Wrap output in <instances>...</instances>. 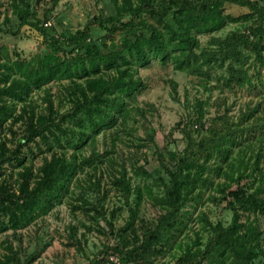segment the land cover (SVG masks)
Wrapping results in <instances>:
<instances>
[{"label": "rangeland", "instance_id": "obj_1", "mask_svg": "<svg viewBox=\"0 0 264 264\" xmlns=\"http://www.w3.org/2000/svg\"><path fill=\"white\" fill-rule=\"evenodd\" d=\"M24 1L36 11L46 33L21 24L10 0H0V65L12 67L9 71L0 66L1 74H9L6 81H0V89L18 76L16 62L40 69L70 61L72 73L34 86L24 99L0 96V105L7 109L0 126V141L9 148L8 156L16 148L19 150L17 157L0 163V183L6 181L14 189L20 165L31 166L36 175L43 158L49 156V147L38 138L37 142L18 145L26 124L20 120L12 126L14 133L8 131L12 114H23L29 105L36 113H47L48 95L59 116L69 112L73 98L70 80L76 78L80 82L93 73L85 59L88 51L96 53L99 72H104L101 56L121 48L124 38L147 36L148 24L160 29L166 41L172 30L181 32L171 13L164 19L147 13L125 14L120 21L108 24L111 29L106 31L94 19L114 16L113 0H58L56 4L52 0ZM250 1L259 9L251 11L224 3V26L213 31L192 30L195 56L183 69L174 67L177 50L162 59L146 44L147 60L139 59L134 50L125 54L128 64L117 59L121 68L129 65L134 69L133 78H139L140 85L132 91L127 92V87L116 91L122 109L111 107L113 117L108 122L101 120L95 128L85 119V126L70 117L62 122L63 131L57 130V137L50 139L52 147L61 146L82 157L75 175L60 199L29 222L13 226L10 214L0 209V259L17 254L22 261L34 256L29 264H138L112 248L127 245L129 250L149 241L150 264H210L207 259L194 260L214 240L215 233L204 218L213 225L228 226L234 214L230 201L237 210L238 222L253 223L252 230L245 232L237 245L239 254L255 253L251 264H264V214L241 209L229 194L242 189L247 195L264 199V66L248 47L252 30L259 26L264 30V0ZM152 5L160 8L162 0H153ZM28 20L34 21L32 17ZM86 26L89 38L67 46L65 39ZM52 39L58 42L57 47L49 44ZM77 56L85 59L86 70L74 73L72 59ZM111 70L109 73L115 74ZM236 76L249 82L239 85L234 80ZM219 146L223 150L216 149ZM183 157L205 164L203 179L207 178L208 183L197 181L200 192L196 193V189L187 197L174 228L160 229V242L156 245L149 238V231L164 213L170 173L178 169ZM199 165L190 166L192 173ZM123 174L131 187L127 199L125 183L117 182ZM83 198L88 205L83 204ZM131 210L132 226L140 240L129 236L125 242L120 238L124 235L121 228L129 220ZM154 245L158 252H153ZM220 251L214 248L211 254L217 257ZM188 252L191 258L186 257ZM223 260L228 264L231 256ZM238 263L242 264V260Z\"/></svg>", "mask_w": 264, "mask_h": 264}, {"label": "trees", "instance_id": "obj_2", "mask_svg": "<svg viewBox=\"0 0 264 264\" xmlns=\"http://www.w3.org/2000/svg\"><path fill=\"white\" fill-rule=\"evenodd\" d=\"M52 1L54 4L58 2V0ZM152 1L153 0H121L119 4V0H113L116 14L105 19H101V17L98 16L94 19V22L102 29L108 31L111 27L107 25L113 24L115 21H120V18L125 14L139 16L142 13H147L151 17L164 19V17L171 13L176 24L181 28L180 33L172 30V34L168 38L169 40L166 41L160 29L155 25L148 24L146 26L147 36L140 34L141 36H136L134 40L124 38L121 48L114 50L108 55L101 56L102 62L105 63L104 72H99L100 68L95 60L96 53L92 54L88 51L85 59L87 57L89 68L93 73L80 82H78L76 78L70 80V97L73 98L71 100L72 106L69 112L59 116L53 109L50 95H48L47 113H36L33 106L29 105L27 108L25 107V109H23V114H12L13 122L11 125L6 126L8 131L14 133L12 126L20 122V120L24 121V124H26L23 130V136L17 139L18 145L22 144V142L28 143L35 140L37 142L38 138L39 141L49 147V156L43 158V162L40 168H38V173L36 175H33L31 166L22 163L20 165L21 170L17 172V178L19 179L16 189L12 187V184H7L6 181L0 183V209L10 214V221L13 226L24 224L27 221L33 220L37 215L46 213L53 201H58L61 195L68 190L70 180L73 175H75L80 163V158L82 157L67 148L61 146L60 148L52 147V140L50 137H57V130L63 131L61 126L62 122L70 117L82 123V126H85L82 122V120L85 119L89 122L90 127L93 128L97 127L101 123V120L108 122L113 117V112L110 111L111 107L114 106L116 109H122L121 103L118 100L119 92L116 91L127 87L128 92L132 91L137 85H140L141 80H139V78H133L132 74L134 69L129 68V65H125V67L121 68V65L118 66L119 62H117V59L121 60L124 64H128V58L125 54L126 52L131 53V51L134 50L139 59L143 61L147 60L144 47L146 44L155 55L162 59H165L170 52L177 50V56L173 57L175 62L174 67L176 69H183L191 63V58L195 56L192 48L196 41L192 30L213 31L224 26L227 20V17L222 13L224 3L245 6L251 11L259 9L257 5L250 0H162L160 8H155L152 5ZM10 3L13 6L16 18L21 24H28L45 35L46 29L40 24V19L32 7L24 0H10ZM46 13L48 14L49 10L44 12V19L47 18ZM29 17H32L34 21H29ZM260 27L261 26L252 30L253 39L249 42L248 47L250 51L254 53L256 60L264 66V30ZM87 38H89L88 26L81 31H76L72 36L65 39V41L67 46H75L85 41ZM49 44H51L52 47H57L58 42L56 39H52ZM85 59L80 56L72 59V69H74V73L86 70ZM15 65L18 76L13 79L9 85L2 86L0 89V96L7 94L17 99H24L23 96L27 95L34 86H40L44 82L72 73L70 61H64L62 65L46 66L40 69L29 68L21 62H16ZM1 67H5L9 71L12 68L9 64H3ZM112 68L115 73L113 75L109 73ZM8 77V73L1 74L0 72V81H6ZM234 80L239 85H244L247 81L249 82V80L243 76H236ZM197 107L200 108V102L197 103ZM78 113H80L79 116H77ZM26 115L27 117L24 118ZM201 115L202 112L201 109H199V118ZM6 116V107L0 105V126ZM77 129L82 131L84 135L86 134L84 129L80 127ZM216 149L220 151L223 150L220 146ZM9 151L5 142L0 141V163L9 160L10 157H17L19 154L18 148L13 150L8 156L7 154ZM197 165L199 164L192 161L190 158L187 159L183 157L179 159L178 169L170 173V184L166 190V198L163 200L166 202L164 213L157 220L155 228L149 231V238H151L156 245L160 242L158 238L160 229L169 230L177 225L180 212L183 209L187 197L197 189V181H201L202 185L208 183L207 178L203 179V173L206 170L205 164L199 165L198 170L192 173L190 166ZM192 174L195 175L190 177ZM117 182L121 184L125 183L124 196L127 199L129 193H131L130 183L126 181L124 174L121 176L119 175ZM199 192L200 189H197L196 193ZM229 194L235 197L241 209L251 211L254 214H264L263 198L255 194L247 195L242 189L229 192ZM80 195L84 196L83 194ZM83 201L85 202L83 204H89L84 198ZM228 203L229 207L234 211L232 223L228 226H223L220 223L213 225L207 218H204L205 223L209 225L215 233L214 240L206 245L205 250L198 252L194 256V260L202 258L207 259L210 264H226V260H223V258L231 256V260L228 264H239V259L242 260V264H251V260L256 256L255 253H248L245 256L239 254L237 245L243 237V234L252 230L253 223L246 224L238 222V213L235 205L230 201ZM11 205H13L14 208H11ZM133 218L134 211L131 210L129 220L121 228L124 235L120 238L125 242H127L129 236L139 239L132 226ZM156 245L153 246V252L159 251ZM126 247L127 245L123 247L117 246L112 248V250L119 254L124 253L129 261L138 264H143L144 262H146V264L151 263L148 260V255L152 252L150 250L149 241H142L138 247H133L129 250ZM10 248L12 249V246ZM159 248L161 249V247ZM214 248L221 249L217 257L211 254V250ZM186 257L191 258L192 254L188 252ZM33 258L34 256H29L22 261L17 254L5 255L4 258L0 259V264H12L13 260L15 264H29Z\"/></svg>", "mask_w": 264, "mask_h": 264}, {"label": "built area", "instance_id": "obj_3", "mask_svg": "<svg viewBox=\"0 0 264 264\" xmlns=\"http://www.w3.org/2000/svg\"><path fill=\"white\" fill-rule=\"evenodd\" d=\"M126 264H130V263H126Z\"/></svg>", "mask_w": 264, "mask_h": 264}]
</instances>
